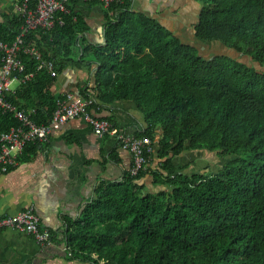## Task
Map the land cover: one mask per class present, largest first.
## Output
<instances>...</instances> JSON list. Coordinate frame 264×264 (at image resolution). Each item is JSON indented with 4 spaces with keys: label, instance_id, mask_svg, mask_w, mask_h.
<instances>
[{
    "label": "trees",
    "instance_id": "obj_1",
    "mask_svg": "<svg viewBox=\"0 0 264 264\" xmlns=\"http://www.w3.org/2000/svg\"><path fill=\"white\" fill-rule=\"evenodd\" d=\"M200 1L195 39L220 43L232 55L202 56L133 11L131 0L106 8V44L93 53L96 79L110 99L131 100L143 112L146 127L135 137L149 139L147 169L96 188L68 226L70 255L94 264H264V0ZM76 3L58 14L63 25L25 36L24 45L37 48L52 71L38 70L36 60L19 53L25 73L33 75L10 101L33 110L37 123L52 116L59 72L90 52L79 38L85 28L74 16ZM19 26V18L6 16L0 40L12 43ZM83 97L92 100L90 111L96 108L94 96ZM16 122L0 112V130ZM155 141L160 161L151 167ZM185 151L213 153L220 165L187 171L174 162ZM145 175L157 188L140 183Z\"/></svg>",
    "mask_w": 264,
    "mask_h": 264
},
{
    "label": "crops",
    "instance_id": "obj_2",
    "mask_svg": "<svg viewBox=\"0 0 264 264\" xmlns=\"http://www.w3.org/2000/svg\"><path fill=\"white\" fill-rule=\"evenodd\" d=\"M11 4L15 8V0H0V24L6 22V16H16L15 9L10 10ZM131 5L133 11L159 22L181 42H198L194 26L203 6L200 0H131ZM74 6L77 14L74 16L82 20V25L78 26L85 28L79 38L89 45L90 52L85 54L88 55L86 61L76 59L65 65L52 91L56 97L62 92L75 96L87 92L96 98V108L91 110L93 116L107 119L120 135H135L146 127L141 109L131 100L110 99L96 79L99 63L93 53L106 44L104 16L107 9L97 2L83 0ZM78 48L76 45L73 50L78 51L79 58ZM158 138L160 136L156 140ZM157 144L155 141L151 167L160 161ZM203 153L211 157L206 151H185L175 157L174 162L188 167L187 171L205 167ZM132 164L129 150L120 147L112 136H96L82 118L68 120L53 131L47 141L28 144L18 164L0 176V216L32 208L39 218V227L48 230L49 239L39 243L32 235L1 229L0 264H94L90 259L69 254L65 238L68 226L82 216L100 184L121 182ZM151 182L149 175L140 180L149 189L157 188Z\"/></svg>",
    "mask_w": 264,
    "mask_h": 264
},
{
    "label": "built area",
    "instance_id": "obj_3",
    "mask_svg": "<svg viewBox=\"0 0 264 264\" xmlns=\"http://www.w3.org/2000/svg\"><path fill=\"white\" fill-rule=\"evenodd\" d=\"M77 1L81 0H15L16 17L20 19L18 33L10 44L0 40V112L11 113L17 122L7 130H0V176L8 173L18 164L19 156L28 144L47 141L53 131L60 129L73 118H82L90 124L96 136H112L121 147L129 150L133 156L130 175L134 176L146 167L143 151L150 143L149 139L120 135L107 119L93 117L89 110L91 99L62 92L56 97L55 109L46 124L37 123L33 119V110L19 108L10 101L16 88L33 75L25 73V66L19 57L20 52L36 60L38 70L42 68L53 70L52 62L44 60L37 48L24 45L25 36L37 29L49 31L56 23L63 25L64 21L59 19L58 14L70 13L68 5ZM83 1L97 2L108 8L113 2L121 0ZM1 229H13L32 235L39 243H45L49 239L48 230L39 227V218L32 208L13 215L0 216Z\"/></svg>",
    "mask_w": 264,
    "mask_h": 264
},
{
    "label": "rangeland",
    "instance_id": "obj_4",
    "mask_svg": "<svg viewBox=\"0 0 264 264\" xmlns=\"http://www.w3.org/2000/svg\"><path fill=\"white\" fill-rule=\"evenodd\" d=\"M9 6H10V10H12V8L15 9L14 5L12 6V4H11ZM201 43L197 42V43H193L194 45L193 44H190V45H193V46L197 47L199 49L200 54L202 56H204V57H209L211 55L221 54V53L230 54V51L228 49H226L220 43H216L215 42V43H212V44H203V45ZM213 44H215V45H213ZM242 60L243 61H247L246 57H242ZM132 136H135V135H132ZM202 152H205V151H202ZM205 154L206 153H203L204 159L202 158V161H204L206 166H207V167H205L206 170L208 169V171H209V170L215 169V167L217 165H220V164H218L220 162V160L216 156H214L213 153H210L211 157H209V158Z\"/></svg>",
    "mask_w": 264,
    "mask_h": 264
},
{
    "label": "water",
    "instance_id": "obj_5",
    "mask_svg": "<svg viewBox=\"0 0 264 264\" xmlns=\"http://www.w3.org/2000/svg\"><path fill=\"white\" fill-rule=\"evenodd\" d=\"M229 51H230V55H232L234 53V51H232V50H229Z\"/></svg>",
    "mask_w": 264,
    "mask_h": 264
}]
</instances>
